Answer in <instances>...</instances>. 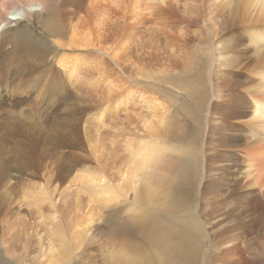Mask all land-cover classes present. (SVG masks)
<instances>
[{"label": "bare ground", "instance_id": "6f19581e", "mask_svg": "<svg viewBox=\"0 0 264 264\" xmlns=\"http://www.w3.org/2000/svg\"><path fill=\"white\" fill-rule=\"evenodd\" d=\"M197 1L201 8L186 14L189 32L201 28L195 37L186 35L191 55L185 63L172 55L175 62L163 70L157 69L163 66L159 59L157 65L145 63L137 46H130L139 32L137 21L140 28L147 20L148 32L163 27L158 12L146 6L128 12L123 21V119L119 133L107 136L111 152L115 144L121 146L119 179L101 195L108 197L104 207L130 194L133 199L129 210L111 213L119 227L112 228L115 245L102 250L111 251L110 264H183L179 257L192 252L203 264H264V0ZM49 3L0 0V29L8 16L20 19L21 8L37 15L36 7L46 9ZM48 9L43 16L57 21L56 7ZM55 23L59 28H47L54 38L64 27L60 20ZM56 45L95 49L83 40ZM202 45L210 51H197ZM5 54L11 56L0 41V71L6 67ZM2 93L0 109L9 102ZM67 161L66 174L73 170ZM95 179L76 181L86 186Z\"/></svg>", "mask_w": 264, "mask_h": 264}, {"label": "rangeland", "instance_id": "374dc122", "mask_svg": "<svg viewBox=\"0 0 264 264\" xmlns=\"http://www.w3.org/2000/svg\"><path fill=\"white\" fill-rule=\"evenodd\" d=\"M146 6L158 12L163 27L148 32L151 24L144 20L139 28L137 21L139 32L131 48L137 46L145 63L159 59L163 66L158 70L174 61L172 55L185 63L193 50L186 35L201 34V28L192 33L186 26V14L195 15L202 6L197 0H50L49 7H56L64 24L55 38L47 28H59L58 20L51 23L43 16L49 7L38 5L37 15L21 8L20 19L8 16L1 25L3 51L11 56L3 55L6 67L0 71V91L9 101L0 109V264H49L51 259L53 264H110L111 251L102 250L118 239L112 228L119 224L111 213L129 210L133 199L130 194L104 207L108 197L101 195L119 179L121 146L115 144L111 152L107 136L119 133L123 119L122 25L128 12ZM67 40H83L95 49L71 51L56 45L67 46ZM202 46L195 50L210 51ZM65 161L73 167L67 174ZM79 162L85 166L78 167ZM91 175L94 185L76 181ZM52 248L57 251L51 254ZM179 261L203 264L194 252Z\"/></svg>", "mask_w": 264, "mask_h": 264}]
</instances>
